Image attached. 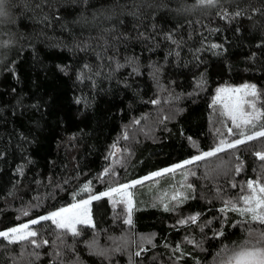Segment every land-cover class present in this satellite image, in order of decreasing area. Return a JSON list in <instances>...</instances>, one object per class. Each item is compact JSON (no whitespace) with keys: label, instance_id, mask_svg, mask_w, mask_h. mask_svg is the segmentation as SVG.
I'll list each match as a JSON object with an SVG mask.
<instances>
[{"label":"trees","instance_id":"16d2710c","mask_svg":"<svg viewBox=\"0 0 264 264\" xmlns=\"http://www.w3.org/2000/svg\"><path fill=\"white\" fill-rule=\"evenodd\" d=\"M5 9L0 231L239 138L214 103L223 85H255L264 111V0H5ZM257 152L264 138L137 184L131 224L105 196L78 236L41 221L30 238L39 247L0 238V264H221L225 248L264 232L231 210L244 207L249 180L264 183Z\"/></svg>","mask_w":264,"mask_h":264},{"label":"snow or ice","instance_id":"6c2138e0","mask_svg":"<svg viewBox=\"0 0 264 264\" xmlns=\"http://www.w3.org/2000/svg\"><path fill=\"white\" fill-rule=\"evenodd\" d=\"M200 5L212 6L217 3V0H198ZM7 15L5 9V0H0V16ZM240 15V13H236ZM216 47V45H213ZM243 90L245 97H251L252 99L238 100L235 104H225L227 109V115L232 119L233 124L238 131L235 133L239 138L227 142L221 140L218 145L207 152H203L199 155L193 156L190 160H185L182 164L173 165L171 168H166L158 172L152 173V176H160L165 173H172L175 170L183 168L185 165L192 164L196 161L204 160L207 157L216 156L218 153L223 152L227 149H235L237 146L242 145L248 141L255 140L257 138H264V111H260L256 107V101L259 99V91L256 89L255 85H243L242 88L231 89L232 92H241ZM228 91L227 89H218L219 94ZM156 103V101H152ZM242 104H247L251 111L245 113L242 110ZM259 130H256V129ZM229 133L233 132V129L229 128ZM256 156L264 161V152H257ZM240 171L239 166L236 169ZM105 171H108L107 169ZM144 179H148L145 177ZM141 183L140 180L132 181L129 184H121L118 187H110L108 191L100 193L99 195H90L88 199H81L67 207H62L54 212L47 215L41 216L38 219H32L27 223L20 224L16 227H12L5 231H0V238H4L10 244L29 241L31 244L39 247L35 239H30L36 237V231L30 229V225H36L41 221H51L57 229L65 230L70 232L73 236H78L80 231L78 230V225H91V216L88 206L93 200H99L101 197L112 196L113 193L119 195L122 201L128 205V219L125 221L128 224L132 223L131 211H132V193L129 191L133 185ZM88 185H86L82 191L88 190ZM190 187V186H189ZM248 189L251 190V194L246 197H242L244 207L238 208L234 204L231 205L232 211H237L241 215L249 216L252 221L264 224V183L260 181L249 180L247 182ZM173 201H177V195H173L171 198ZM186 199L182 195L179 196V202H183ZM231 202H225V208ZM222 208L221 211H224ZM165 210H172L169 205H165ZM199 217V214L189 217L187 220H182L180 223H194ZM217 235H222L218 233ZM192 243V241H189ZM47 241H42L41 244H46ZM225 255L221 260V264H264V232H260L255 240L246 239L243 243L234 245L233 248L224 249ZM102 254V253H101ZM140 253H137L139 255ZM33 255L38 254L33 253Z\"/></svg>","mask_w":264,"mask_h":264},{"label":"rangeland","instance_id":"374dc122","mask_svg":"<svg viewBox=\"0 0 264 264\" xmlns=\"http://www.w3.org/2000/svg\"><path fill=\"white\" fill-rule=\"evenodd\" d=\"M247 85H252V84H250V83H246ZM246 84H241V85H236V86H233V85H223V86H221V87H219L218 89H227L228 91H225V92H222V93H220L219 94V98H218V93L216 92V94H215V96H214V103L216 104V105H218L219 106V109L221 110V112H222V114L224 115V116H226L227 118H229L230 119V121L232 122V119H231V117L229 116V115H227L226 113H227V109L225 108V104H235L238 100H244V99H252L251 97H245L244 96V93H243V90L241 91V92H232L231 91V89H234V88H242V86L243 85H246ZM217 89V90H218ZM258 109V108H257ZM242 110L245 112V113H247V112H249V111H251V109H250V107L247 105V104H242ZM232 124H233V122H232ZM221 140H224V141H226L225 139H221ZM220 140V141H221ZM220 141H219V143H220ZM232 141V140H231ZM231 141H229V142H231ZM218 143V144H219ZM217 144V145H218ZM214 148V147H213ZM201 154V153H200ZM120 155H121V150H120V148L118 147V146H116L114 149H113V151H112V154H111V166L109 167V168H112V167H114L115 166V164H117L118 163V160H119V157H120ZM199 155V154H198ZM192 158V157H191ZM191 158H189V159H187V160H190ZM184 162V161H183ZM183 162H180V163H177V164H182ZM174 165H176V164H174ZM189 165V164H188ZM188 165H185L184 167H187ZM173 166V165H172ZM172 166H169V167H167V168H171ZM183 167V168H184ZM164 169H166V168H164ZM182 169V168H181ZM161 170H163V169H161ZM178 170H180V169H178ZM178 170H175V171H173V172H176V171H178ZM158 171H160V170H158ZM158 171H155V172H158ZM172 172V173H173ZM154 173V172H153ZM168 173H165V174H161L160 176H152V173L151 174H149V175H146V176H143V177H141V178H138V179H136V180H140L141 181V183L142 182H145V181H148V180H155L156 178H159V177H161V176H164V175H167ZM145 177H148V179H144ZM136 180H133V181H136ZM132 181H130V182H127V183H124V184H129V183H131ZM140 184V183H139ZM121 185V184H120ZM137 185V184H136ZM136 185H133V187H131L130 189H129V191L132 193V205H131V207H132V210H133V207H134V199H133V189H134V187L136 186ZM119 185H117V186H115V187H118ZM108 191V190H107ZM104 192H106V191H104ZM103 193V192H102ZM100 194V193H99ZM99 194H96V195H99ZM109 197V196H108ZM89 197H87V198H84V199H88ZM110 198V201L112 202V203H122L124 206H125V208H126V210H127V212H128V205L126 204V203H124L123 201H122V198L119 196V195H117V194H115V193H113L112 194V196H110L109 197ZM75 202H77V201H75ZM75 202H73V203H75ZM73 203H71V204H73ZM65 207H67V206H65ZM88 208H89V212H90V205L88 206ZM58 210V209H57ZM54 211H56V210H54ZM54 211H52V212H54ZM132 212V211H131ZM51 213V212H50ZM47 214H49V213H47ZM46 214V215H47ZM91 216V215H90ZM127 219H128V215H127ZM91 222H92V220H91ZM24 223H27V222H24ZM21 224H23V223H21ZM92 224V223H91ZM18 225H20V224H18ZM18 225H15V226H13V227H16V226H18ZM32 226L33 225H30V229L31 230H33V228H32ZM79 226V225H78ZM77 226V227H78ZM10 228H12V227H10ZM10 228H8V229H10ZM7 230V229H6ZM3 231H5V230H3ZM34 231V230H33Z\"/></svg>","mask_w":264,"mask_h":264}]
</instances>
